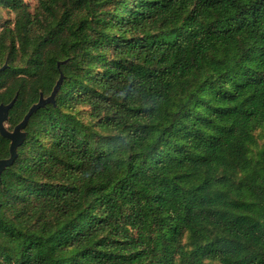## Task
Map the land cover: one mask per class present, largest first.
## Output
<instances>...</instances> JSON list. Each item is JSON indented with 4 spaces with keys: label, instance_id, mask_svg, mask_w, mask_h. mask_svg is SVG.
Segmentation results:
<instances>
[{
    "label": "trees",
    "instance_id": "16d2710c",
    "mask_svg": "<svg viewBox=\"0 0 264 264\" xmlns=\"http://www.w3.org/2000/svg\"><path fill=\"white\" fill-rule=\"evenodd\" d=\"M4 3L0 264H264V0Z\"/></svg>",
    "mask_w": 264,
    "mask_h": 264
},
{
    "label": "water",
    "instance_id": "95a60500",
    "mask_svg": "<svg viewBox=\"0 0 264 264\" xmlns=\"http://www.w3.org/2000/svg\"><path fill=\"white\" fill-rule=\"evenodd\" d=\"M7 68H8V63L0 67V73L4 72ZM62 80H63V76L61 75L51 96H49L48 98H44L43 95H41L39 102L31 107V109L24 117L22 122L19 125H17L13 131H10L7 128V123L9 121L10 112L17 101V97H15L9 104L0 105V135L10 141L9 158L0 160V181L3 172H5V170L8 169L9 167L13 166L18 158V149L24 144L26 139V133L24 130L26 129L31 117L39 109L45 107L47 104L55 103V96L61 87Z\"/></svg>",
    "mask_w": 264,
    "mask_h": 264
},
{
    "label": "rangeland",
    "instance_id": "374dc122",
    "mask_svg": "<svg viewBox=\"0 0 264 264\" xmlns=\"http://www.w3.org/2000/svg\"><path fill=\"white\" fill-rule=\"evenodd\" d=\"M27 1V4L29 5H36V0H25ZM13 15L10 16V18L7 20V21H13L15 20L16 18V13H12ZM264 53V40L262 39V37H258V41L255 45V48H254V51H253V57L254 58H259L261 59L262 55Z\"/></svg>",
    "mask_w": 264,
    "mask_h": 264
},
{
    "label": "crops",
    "instance_id": "0c3cea01",
    "mask_svg": "<svg viewBox=\"0 0 264 264\" xmlns=\"http://www.w3.org/2000/svg\"><path fill=\"white\" fill-rule=\"evenodd\" d=\"M13 14L8 11L5 7L4 0H0V33L2 31V26L6 23V21L12 16Z\"/></svg>",
    "mask_w": 264,
    "mask_h": 264
},
{
    "label": "flooded vegetation",
    "instance_id": "af4514ba",
    "mask_svg": "<svg viewBox=\"0 0 264 264\" xmlns=\"http://www.w3.org/2000/svg\"><path fill=\"white\" fill-rule=\"evenodd\" d=\"M25 131V130H24ZM26 133V132H25Z\"/></svg>",
    "mask_w": 264,
    "mask_h": 264
}]
</instances>
